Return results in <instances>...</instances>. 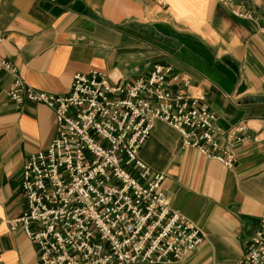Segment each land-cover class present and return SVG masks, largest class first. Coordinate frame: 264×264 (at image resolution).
Returning a JSON list of instances; mask_svg holds the SVG:
<instances>
[{"label":"crops","instance_id":"obj_1","mask_svg":"<svg viewBox=\"0 0 264 264\" xmlns=\"http://www.w3.org/2000/svg\"><path fill=\"white\" fill-rule=\"evenodd\" d=\"M1 60L53 94L67 93L76 72L128 83L168 65L204 91L221 144L230 127L246 124L232 169L185 146L159 119L138 150L152 173L164 174L170 206L204 234L192 253L162 264L240 260L264 217V0H0ZM10 82L0 65V264H40L35 244L4 221L24 208L25 159L49 145L56 120L42 103L12 101Z\"/></svg>","mask_w":264,"mask_h":264},{"label":"built area","instance_id":"obj_2","mask_svg":"<svg viewBox=\"0 0 264 264\" xmlns=\"http://www.w3.org/2000/svg\"><path fill=\"white\" fill-rule=\"evenodd\" d=\"M0 65L11 75L12 101L39 102L55 115L49 145L25 159L24 208L4 221L35 244L40 264H162L197 248L204 234L170 206L164 174L152 173L138 150L159 119L185 146L232 169V146L245 139L246 124L230 127L221 144L204 91L168 65L154 64L128 83L94 69L76 72L65 94L38 90L10 62ZM178 84L184 89H173ZM236 264H264V217Z\"/></svg>","mask_w":264,"mask_h":264}]
</instances>
